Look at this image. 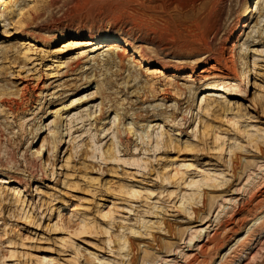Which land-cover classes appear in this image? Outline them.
<instances>
[{"label": "rangeland", "instance_id": "obj_1", "mask_svg": "<svg viewBox=\"0 0 264 264\" xmlns=\"http://www.w3.org/2000/svg\"><path fill=\"white\" fill-rule=\"evenodd\" d=\"M209 1L0 0V181L25 185L19 199L0 183V264H213L228 227L239 220L246 235L264 197V0L222 8L210 43L222 53L233 46L239 72L223 81L203 80L202 61L212 66L213 55L185 46L201 38ZM254 3V20L237 34ZM100 32L155 67L126 61L118 75L104 43L76 71L81 47L65 42ZM162 66L168 72L153 80ZM228 84L230 93H213L214 108L200 110ZM101 109L105 116L93 120ZM115 110L125 116L121 136ZM60 207L66 218L75 208L87 234L56 227ZM246 246L230 264H264V229Z\"/></svg>", "mask_w": 264, "mask_h": 264}, {"label": "bare ground", "instance_id": "obj_2", "mask_svg": "<svg viewBox=\"0 0 264 264\" xmlns=\"http://www.w3.org/2000/svg\"><path fill=\"white\" fill-rule=\"evenodd\" d=\"M33 1L36 2L38 0H33ZM255 1H257V0H255ZM75 2L77 4V3H79V0H75ZM226 3H227V0H210L208 5H207L208 6L207 7V19L205 20L204 27L202 26L203 27V31H202L203 33L201 34V38L199 40H197L196 42L185 44V46L187 45L188 49H191V51H188L186 49L188 52L196 51L197 53L203 54V55H213V57H214L213 63L215 64V66H213L214 64H212V66H208V64L210 63V59L202 61L203 62L202 67H204L202 74L206 75L205 77L203 76L202 79L205 81H208L210 79L220 80V81L230 80L231 75H236V80L237 79L239 80V72H238L237 65H236V62L234 61V56H233L234 47L232 46L231 48H225L224 50L227 51V53L224 51H223V53L222 52H215L212 48L211 43H210L211 37L215 34V32L218 28V19H219L220 14L223 10L222 8L225 7ZM254 6H255V9H253V7L250 5L246 14L243 16L244 19L240 21V24L238 26L239 31H237V34L239 32H241L246 26L248 27L250 25V22L254 20L255 11L258 9V3H254ZM0 17L2 18V15H0ZM35 18H36V16H35ZM101 33L102 32L98 33L97 36L90 33L88 35V37L90 38V40H88V42H84L81 40H73V39L65 42V44H64L65 46L63 47V49L69 50V49H76L78 47H81V49L78 52L79 53L78 56L73 58V64L76 67L75 68L76 71L79 69H82L83 65L85 63H89V62L85 61L86 58L91 57L92 54L97 53L100 49H103L104 43L105 44L106 43L112 44V47L109 50V54H110L111 59L118 60L120 63L117 66L118 75H122L123 72L128 71V69L123 66L126 61L130 65L136 64L137 66L148 67L147 72L150 71L151 66H154V64H151L150 61H147L146 59L142 58L138 53H136L130 47V45H128L125 42L123 43L119 37L116 38L114 36H109L108 34L101 35ZM239 37L240 36H237V40H239ZM232 39H235V38L232 37L230 42L232 41ZM115 43H121V44H115ZM24 45L25 46L31 45L30 47L33 46V44H27V43H25ZM179 46L181 47V45H179ZM87 47H90V48H87ZM184 48H182V49H184ZM27 52H30L29 48H27ZM225 53L227 54V57H226ZM107 65H111V64L108 63ZM136 65L134 67L135 69L137 67ZM206 67H210V68H206ZM72 69H74V68H72ZM87 70H91V69L87 68ZM194 70H195V67L192 68V70H188V72L192 74L195 72ZM167 72H168V70H166L164 66L157 67L156 69H153V71H152V75H153L152 78H153V80H156V79H158V77L155 79V77L157 75L166 74ZM254 75H256V73ZM132 78H134V76ZM232 88L233 87L230 86V84H228L227 86H216L214 89L217 90V92H210L209 95L203 99L202 104L204 103V106L200 107V110L208 112L212 108L215 107L214 105L216 104L217 99L216 98L214 99V96L216 94L214 95L213 93H222L223 95L228 94V93H230L229 91H232ZM180 90L183 91L182 89H180ZM237 107H241V105L238 104ZM120 113L121 112L119 110H115V119L114 120L118 122V126L116 128L117 129L116 131H118L117 134L121 136L122 131L120 130V127L122 126V121H124L125 116L120 114ZM160 114H163V113L159 112V113L155 114L154 118L159 117ZM91 116L92 115H90L89 117H91ZM104 116H105V112L103 109H101L99 111V115H97V117L94 118L93 120H96L98 118H102ZM57 117H60V119H62L61 122L65 119H67L64 117V115H60V114H57ZM123 126H125V124H123ZM67 131H68V135H70V137H72L73 128H72L71 124H69V128ZM128 133L130 134L131 130H128ZM68 135H67V137H69ZM175 135H179V134L176 133ZM163 137H164L163 134L156 137V139H157L156 150L157 151L160 150L159 147L161 145L166 144L165 141L163 140ZM63 142H64V139L61 141V143H63ZM120 143L121 144L123 143L122 139H121ZM43 149H44V145H43ZM99 152H100L102 159H104V157H106V155H108L107 153H105L101 150H99ZM109 159L111 161H115L118 163H125V164L129 163L125 160H122L121 158H118L115 154H112V153L110 154ZM185 164H187V163L182 164L181 167H184V166L186 167ZM47 165H49V164H46V167H47ZM130 165H139V160H138V162L135 161V162H133V164H130ZM188 166L189 165H187L186 169H191L192 166L191 167H188ZM41 169H42V166H41ZM180 174L184 175V173L181 170L177 169L175 171V175L178 176ZM18 175H20V174H18ZM3 176L4 175L0 173V178H2ZM206 181L211 182V181H213V179L211 177L210 178L207 177ZM0 183H4V185L10 186V188L12 189L11 190L12 194L15 195L16 198L20 199L22 197V193H23L22 190H24L22 188V186H25V185L23 184V182H20L18 179H16V177L11 176L8 179H3L2 181H0ZM14 183H17V185L14 186ZM192 185L198 186L200 184L199 183H196V184L192 183ZM148 193H149L148 196H151L152 198L154 197V194L151 191H148ZM129 195H131L132 197H137L138 195H141V193L138 191H132V192H129ZM263 202H264V197H261V199L257 202L256 207L254 208L256 211L254 213L255 216H253L254 218L249 219V221H251L253 224L250 226V228L246 232L245 236H242L243 234H240V229L242 228V225L237 224V222L239 221L238 220V221H235L233 223V226H230L227 228L226 231L229 233L227 238H225V240H223L222 242H218V243L214 244V246L212 248H214V250L216 251L215 256L217 257L216 258L217 261H215L213 264H230V263H233L234 261L239 259L240 256H242V253L246 252V250H247L246 244H247V241H248L251 233L257 228L264 229V214H263L264 212L262 211V209L264 208ZM58 210H59V212L57 213L56 227L61 228L63 230H65V229L71 230L74 233V235H76V236H81L83 234H87L88 227H87L86 223L74 222V219L76 218L74 214L77 213L75 208L70 209L72 213H71V216L69 218H66L64 215V212L66 211L64 207H60V208H58ZM251 211H253V210H251ZM257 213H259V214L257 215ZM105 217H107V216H105ZM245 222H246V219L240 220L241 224L245 223ZM216 235H217V232L215 233V236ZM84 237H86V236H84ZM202 247H204V246H202ZM77 252L80 253L79 248H77ZM203 262H205V261H203ZM210 263H212V262H210ZM205 264H206V262H205Z\"/></svg>", "mask_w": 264, "mask_h": 264}, {"label": "snow or ice", "instance_id": "obj_3", "mask_svg": "<svg viewBox=\"0 0 264 264\" xmlns=\"http://www.w3.org/2000/svg\"><path fill=\"white\" fill-rule=\"evenodd\" d=\"M188 167H191V165H189Z\"/></svg>", "mask_w": 264, "mask_h": 264}]
</instances>
